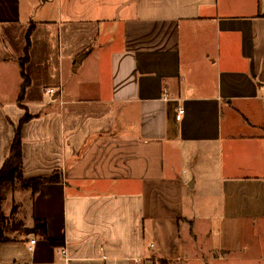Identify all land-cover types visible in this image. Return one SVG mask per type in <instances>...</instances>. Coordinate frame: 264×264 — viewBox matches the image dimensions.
Here are the masks:
<instances>
[{
	"label": "crops",
	"instance_id": "crops-1",
	"mask_svg": "<svg viewBox=\"0 0 264 264\" xmlns=\"http://www.w3.org/2000/svg\"><path fill=\"white\" fill-rule=\"evenodd\" d=\"M25 111L24 179L61 182L23 190L0 264H178L185 148L216 157L224 218L264 219V0H0V168Z\"/></svg>",
	"mask_w": 264,
	"mask_h": 264
},
{
	"label": "rangeland",
	"instance_id": "rangeland-1",
	"mask_svg": "<svg viewBox=\"0 0 264 264\" xmlns=\"http://www.w3.org/2000/svg\"><path fill=\"white\" fill-rule=\"evenodd\" d=\"M33 30L31 24L27 33ZM88 76L86 66L75 71L65 68L63 82L77 86ZM202 152L200 146L198 151L185 148V158L177 163L180 172L186 171L182 176L186 183L184 220L180 222L184 253L178 264H264V219L224 218L216 157L212 153L206 155L207 149ZM190 172L196 173L190 177ZM27 193L17 189L6 197L2 210L10 224L19 222L25 211L28 213ZM195 255L200 257L198 261ZM157 261L154 258L153 264Z\"/></svg>",
	"mask_w": 264,
	"mask_h": 264
},
{
	"label": "trees",
	"instance_id": "trees-1",
	"mask_svg": "<svg viewBox=\"0 0 264 264\" xmlns=\"http://www.w3.org/2000/svg\"><path fill=\"white\" fill-rule=\"evenodd\" d=\"M30 36L31 32H28L26 34L24 56L20 60H17L21 77L18 103L22 102L24 92L30 85V80L24 73V66L28 62ZM30 118L31 117L28 115L27 111H25V114L19 121L18 126L14 129V138L11 144L9 157L4 161L0 168V244L16 240L18 233H23L25 228V224L21 221L10 224V220L4 215L2 205L6 200V197L18 189L31 191V199H33L41 185L58 184L61 182L60 173H54L48 178L24 179L23 177L21 128L22 125ZM33 229L36 236L48 240L50 244H59L58 242L48 238L44 221L34 219ZM157 263L172 264L165 259H158Z\"/></svg>",
	"mask_w": 264,
	"mask_h": 264
},
{
	"label": "water",
	"instance_id": "water-1",
	"mask_svg": "<svg viewBox=\"0 0 264 264\" xmlns=\"http://www.w3.org/2000/svg\"><path fill=\"white\" fill-rule=\"evenodd\" d=\"M81 59H82V57H80V58H78L76 60V64H74V66H73V71H75V69L78 67V65L81 62ZM24 232H25V234H31V233H33V230L32 229H29V228H25L24 229Z\"/></svg>",
	"mask_w": 264,
	"mask_h": 264
},
{
	"label": "built area",
	"instance_id": "built-area-1",
	"mask_svg": "<svg viewBox=\"0 0 264 264\" xmlns=\"http://www.w3.org/2000/svg\"><path fill=\"white\" fill-rule=\"evenodd\" d=\"M47 93L48 94H51L52 93V90H48ZM182 115H183V110L181 108H179L178 111H177V114H176V119L177 120H180V118L182 117ZM33 244H34V240L30 241V245H33Z\"/></svg>",
	"mask_w": 264,
	"mask_h": 264
}]
</instances>
